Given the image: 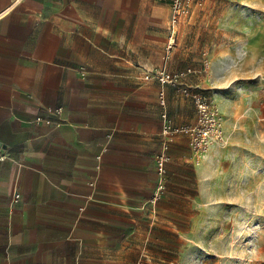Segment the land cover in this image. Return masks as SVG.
Returning <instances> with one entry per match:
<instances>
[{
    "label": "crops",
    "instance_id": "1",
    "mask_svg": "<svg viewBox=\"0 0 264 264\" xmlns=\"http://www.w3.org/2000/svg\"><path fill=\"white\" fill-rule=\"evenodd\" d=\"M214 1L174 25L166 54L170 0H0V264H147L195 220L199 199L214 197L218 182L207 177L231 135L200 160L180 135L169 144L165 194L146 204L162 141L159 92L176 123L193 122L195 110L144 79L156 67H193L186 80L203 88L204 58L216 63L228 44L210 37L201 53L187 39Z\"/></svg>",
    "mask_w": 264,
    "mask_h": 264
},
{
    "label": "rangeland",
    "instance_id": "2",
    "mask_svg": "<svg viewBox=\"0 0 264 264\" xmlns=\"http://www.w3.org/2000/svg\"><path fill=\"white\" fill-rule=\"evenodd\" d=\"M201 12L209 20L187 43L201 53L210 37L228 44L216 63L204 58L202 87L233 146L220 147L225 158L207 177L218 182L214 197L199 199L195 220L147 264H264V0H215Z\"/></svg>",
    "mask_w": 264,
    "mask_h": 264
},
{
    "label": "built area",
    "instance_id": "3",
    "mask_svg": "<svg viewBox=\"0 0 264 264\" xmlns=\"http://www.w3.org/2000/svg\"><path fill=\"white\" fill-rule=\"evenodd\" d=\"M208 0H170L171 9V33L168 37L165 47L166 54L171 51L175 44L176 25L183 17L191 13L192 6L202 7ZM207 60H203L202 71H206ZM78 71L81 75H85V67L80 66ZM197 72L193 67H185L180 70L170 71L163 67H156L146 71L144 79H153L160 84L170 85L173 89L192 100L195 110V120L191 123H176L166 111V99L163 91L158 94V101L162 107L161 111V126L160 134L162 141L159 149L154 154V164L156 172V183L147 196L146 204L149 206L155 205L163 198L166 190L167 170L166 165L170 159L169 144L178 136L183 135L188 139V144L193 154L198 158L203 155L208 148L214 143H221L224 137L222 125V117L218 112L212 97L205 89L190 85L186 78L188 75ZM63 112L61 107L50 109V113L54 116H60ZM35 123L43 122L48 125L58 126L60 121L36 117ZM0 157H3L1 155ZM100 159V155L96 156ZM99 167V166H96ZM19 194L14 195V201H17Z\"/></svg>",
    "mask_w": 264,
    "mask_h": 264
},
{
    "label": "water",
    "instance_id": "4",
    "mask_svg": "<svg viewBox=\"0 0 264 264\" xmlns=\"http://www.w3.org/2000/svg\"><path fill=\"white\" fill-rule=\"evenodd\" d=\"M0 145H1V143H0Z\"/></svg>",
    "mask_w": 264,
    "mask_h": 264
}]
</instances>
